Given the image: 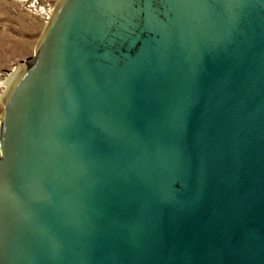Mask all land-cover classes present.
I'll return each mask as SVG.
<instances>
[{
	"label": "water",
	"instance_id": "water-1",
	"mask_svg": "<svg viewBox=\"0 0 264 264\" xmlns=\"http://www.w3.org/2000/svg\"><path fill=\"white\" fill-rule=\"evenodd\" d=\"M0 116V264H264V0H59Z\"/></svg>",
	"mask_w": 264,
	"mask_h": 264
},
{
	"label": "rangeland",
	"instance_id": "rangeland-1",
	"mask_svg": "<svg viewBox=\"0 0 264 264\" xmlns=\"http://www.w3.org/2000/svg\"><path fill=\"white\" fill-rule=\"evenodd\" d=\"M58 2L0 0V116L8 89L4 81L34 53Z\"/></svg>",
	"mask_w": 264,
	"mask_h": 264
},
{
	"label": "bare ground",
	"instance_id": "bare-ground-1",
	"mask_svg": "<svg viewBox=\"0 0 264 264\" xmlns=\"http://www.w3.org/2000/svg\"><path fill=\"white\" fill-rule=\"evenodd\" d=\"M54 12H55V11H54ZM52 15H53V14H52ZM49 17H51V16H49ZM20 66L22 67V65H20ZM22 69H23V68H22ZM22 69H21L20 67L17 68V69L12 73L11 77L4 81V83L6 84V86H7V88H8V89H7V92H6V96H7V94H8V92H9L10 88L12 87L14 81L16 80L17 76L19 75V73L21 72ZM2 82H3V81H2Z\"/></svg>",
	"mask_w": 264,
	"mask_h": 264
}]
</instances>
